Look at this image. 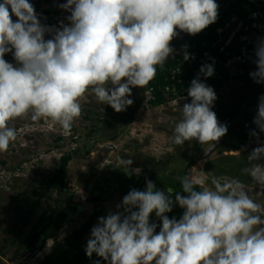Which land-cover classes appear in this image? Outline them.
<instances>
[{
  "label": "clouds",
  "instance_id": "clouds-1",
  "mask_svg": "<svg viewBox=\"0 0 264 264\" xmlns=\"http://www.w3.org/2000/svg\"><path fill=\"white\" fill-rule=\"evenodd\" d=\"M69 13L59 27L42 24L29 0L0 3V152L16 139L9 122L31 113L33 121L48 119L70 134L81 115L80 99L94 94L101 105L117 112L132 106L133 88H144L175 49L180 32L195 36L216 22V0H66ZM11 10V12L9 11ZM12 16L17 19L15 22ZM49 37L45 39V37ZM184 51V60L190 54ZM12 53L16 65L4 57ZM249 73L264 84V37L258 38ZM214 75L212 64L202 65L187 89L190 103L174 129L177 145L186 141L207 144L208 154L227 133L212 107L214 89L201 80ZM102 110V109H101ZM256 129L250 135L258 146L247 156L243 172L264 185V95L258 98ZM213 142V143H210ZM126 174H139L132 158H121ZM183 193L156 188L146 178L144 190L131 189L116 206L98 218L85 248L107 264H264L262 206L236 179L212 177L213 189L197 190L204 180L180 178ZM257 197L264 196L258 191ZM178 204L182 217L166 215ZM161 221L150 223L152 214ZM98 264V262H96Z\"/></svg>",
  "mask_w": 264,
  "mask_h": 264
},
{
  "label": "rangeland",
  "instance_id": "rangeland-1",
  "mask_svg": "<svg viewBox=\"0 0 264 264\" xmlns=\"http://www.w3.org/2000/svg\"><path fill=\"white\" fill-rule=\"evenodd\" d=\"M29 2L42 24L59 27L61 22L68 23L69 13L60 8L66 0ZM16 19L12 16L13 22ZM176 31L171 47L180 35L193 37ZM218 33L214 47L236 50L237 54L230 57V68L225 66L227 72L201 78L214 89L217 99L212 111L218 122L227 126L218 147L206 158L201 155L209 145L195 140L177 145L172 140L183 118L182 107L191 102L187 89L174 98L166 94L162 104H155L150 88H133V105L120 113L86 93L80 99L81 115L73 121L70 134L48 119L33 121L31 113L9 122L16 129V139L6 152H0V264H42L55 247L59 253L69 247V256L84 251L98 218L116 211L131 189L144 190L146 178L165 192L170 183H180L183 173L203 179V187L209 189L214 188L213 176L221 178V183L236 179L261 204L264 215V196L255 195L264 192V185H257L243 172L251 167L247 156L258 144L243 142L236 149L242 132L256 142L250 135L257 130L251 122L258 98L264 95V84L255 83L249 73L255 71L256 42L264 37V11L252 13L248 24L234 16ZM173 48L170 57L180 51ZM259 136L264 137V133ZM259 139L264 142V138ZM70 151H74L73 157L63 179L51 182L61 155ZM121 158H132L131 167L139 168L140 173L126 174ZM89 221L91 225L86 226ZM46 228L51 235L43 233ZM83 228L81 239L75 240ZM35 235L41 250L32 246Z\"/></svg>",
  "mask_w": 264,
  "mask_h": 264
},
{
  "label": "trees",
  "instance_id": "trees-1",
  "mask_svg": "<svg viewBox=\"0 0 264 264\" xmlns=\"http://www.w3.org/2000/svg\"><path fill=\"white\" fill-rule=\"evenodd\" d=\"M217 4L218 17L216 22L209 25L202 32L191 38L180 35L173 45V47L180 49V51L174 57H169L162 67L159 65L157 66V74L155 78L147 85V87L150 88L155 96V98L152 100L155 104H162L166 100V94H169L172 98L176 97L177 95H183L184 90L190 87V82L198 75L202 65L212 64L214 66V74L227 72L228 69L225 68L224 65L230 59V57L233 56V54H237V51L228 48H224L225 50H220L214 47V44H216L219 40L218 30L225 27L228 21H230L234 16L244 20L248 24L251 21L252 13L264 11V0H220V2ZM224 6H226V11ZM184 46H187L186 51L189 54H197V57L193 62H190V59L188 61L184 60ZM205 53H208L216 60L206 59L204 62L201 61L200 58L204 57ZM4 59L13 65H16V61L14 60L12 53H7ZM251 123H253V121ZM239 138V144H237L238 146L236 149L241 148L240 146H242L241 144L243 142L250 141V137L244 132L239 134ZM73 152L74 151H70L61 155L59 166L55 170L51 178V182H56L59 179H63L68 163L73 157ZM186 175V173H183L182 177ZM196 187L197 190H203L204 188L199 185ZM170 188L173 190V200H175L176 193L186 195L182 191L181 183H170ZM183 212L184 209L180 208L179 205L176 204L173 206L172 211L166 215L169 217V219L175 218L179 220L182 217ZM91 222L92 221H89L86 226H90ZM150 223L157 224L156 233H158L162 227V223L154 213L150 216ZM83 232L84 228L77 235H75L74 239L80 240ZM43 233L45 235L52 234L49 231V228H46ZM38 239L39 236L35 235L32 246L37 247L38 250H41L42 246L38 244ZM69 252V247H66L60 253L58 248L55 247L45 257L42 264H96V262H98V264H107L106 261L95 254L89 258L86 255L85 250H79L72 256H69Z\"/></svg>",
  "mask_w": 264,
  "mask_h": 264
},
{
  "label": "built area",
  "instance_id": "built-area-1",
  "mask_svg": "<svg viewBox=\"0 0 264 264\" xmlns=\"http://www.w3.org/2000/svg\"><path fill=\"white\" fill-rule=\"evenodd\" d=\"M197 56V54L196 53H192V54H190V57L193 59V61L196 59L195 57ZM191 58H190V62H191ZM205 59H207V60H209V59H212V60H216L214 57H212L211 55H209L208 53H205L204 54V57H201L200 58V60L201 61H205ZM230 60H231V58L225 63V65L224 66H226V67H229L230 68ZM200 179V178H199ZM199 186H201V185H199ZM204 186V184L202 185V187Z\"/></svg>",
  "mask_w": 264,
  "mask_h": 264
},
{
  "label": "water",
  "instance_id": "water-1",
  "mask_svg": "<svg viewBox=\"0 0 264 264\" xmlns=\"http://www.w3.org/2000/svg\"><path fill=\"white\" fill-rule=\"evenodd\" d=\"M219 143H220V140H218V141H216L215 142V147L208 153V154H205V152L201 155V158L203 159V158H206L207 156H209L212 152H214L215 150H216V148L218 147V145H219ZM208 150V149H207ZM206 150V151H207Z\"/></svg>",
  "mask_w": 264,
  "mask_h": 264
},
{
  "label": "flooded vegetation",
  "instance_id": "flooded-vegetation-1",
  "mask_svg": "<svg viewBox=\"0 0 264 264\" xmlns=\"http://www.w3.org/2000/svg\"><path fill=\"white\" fill-rule=\"evenodd\" d=\"M219 2H220V1H219ZM226 10H227V9H225V11H226ZM236 19H237V20H240V23L245 22L244 20H242V19H240V18H237V17H236ZM245 23H246V22H245Z\"/></svg>",
  "mask_w": 264,
  "mask_h": 264
},
{
  "label": "crops",
  "instance_id": "crops-1",
  "mask_svg": "<svg viewBox=\"0 0 264 264\" xmlns=\"http://www.w3.org/2000/svg\"><path fill=\"white\" fill-rule=\"evenodd\" d=\"M248 134V133H247ZM250 143L253 145V143H257L255 142L251 137H250Z\"/></svg>",
  "mask_w": 264,
  "mask_h": 264
},
{
  "label": "bare ground",
  "instance_id": "bare-ground-1",
  "mask_svg": "<svg viewBox=\"0 0 264 264\" xmlns=\"http://www.w3.org/2000/svg\"><path fill=\"white\" fill-rule=\"evenodd\" d=\"M259 138H261V139H262V138H264V137H262V136H259Z\"/></svg>",
  "mask_w": 264,
  "mask_h": 264
}]
</instances>
